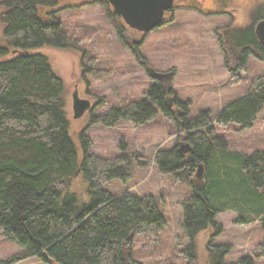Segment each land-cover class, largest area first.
Returning <instances> with one entry per match:
<instances>
[{
  "label": "trees",
  "instance_id": "16d2710c",
  "mask_svg": "<svg viewBox=\"0 0 264 264\" xmlns=\"http://www.w3.org/2000/svg\"><path fill=\"white\" fill-rule=\"evenodd\" d=\"M260 1L251 10L247 26L235 27L230 22L223 29V45L228 48L224 49L234 53L233 58L229 56L231 65L227 64L233 80L245 70L248 54L264 62V48L254 33L256 22L264 18V0ZM58 6V0L0 1L2 33L9 44L0 47V233L20 248L18 255L0 264L30 257L41 264H141L132 257L133 237L156 235L165 226L164 215L151 195L128 191L116 195L103 188L112 179L126 181V156L108 159L89 153L83 137L79 156L63 109L62 80L52 71L47 56L36 51L41 47L77 49L55 18ZM114 22L119 40L131 45L140 60V41L131 39L136 30L118 24L120 18ZM82 67V73H92L91 59ZM168 78V83L151 85L143 99L110 108L92 122L112 126L127 119L138 123L161 111L183 132L178 139L189 150L183 153L178 143L157 150L155 160L162 172L173 176L183 172L187 177L201 165L203 182H187L190 193L182 202L181 228L189 242L185 264H195L194 237L208 227L219 233L221 227L214 218L220 211H234L238 224L257 218L264 234V150L249 155L230 151L223 137L214 133L208 110L189 117V102L175 97L174 108L168 107L164 102L172 93ZM262 80L246 95L228 102L216 123L249 127L264 103ZM76 174L86 182L85 201L68 191ZM259 248L264 251V235ZM207 249L216 256L212 264H253L248 256L225 263L229 244L208 243Z\"/></svg>",
  "mask_w": 264,
  "mask_h": 264
},
{
  "label": "rangeland",
  "instance_id": "374dc122",
  "mask_svg": "<svg viewBox=\"0 0 264 264\" xmlns=\"http://www.w3.org/2000/svg\"><path fill=\"white\" fill-rule=\"evenodd\" d=\"M100 1L58 0L55 18L61 22L67 38L76 43L77 49L41 47L36 51L47 56L52 71L62 80L63 109L69 135L79 156L82 140L86 139L89 153L108 159L124 155L129 162L126 181L112 179L103 188L116 195L124 191L151 195L159 204L165 226L154 236L137 234L133 237V259L141 264H185L184 250L189 242L181 228L182 202L190 193L187 182L198 184L203 181L196 176L197 168L187 177L183 172L173 176L162 172L155 160L157 150L170 149L178 143L185 145L178 139L183 132H179L175 121L161 111L138 123L121 119L106 126L92 122V119L110 108L124 107L143 99L145 91L157 83L149 69L163 73L173 69L172 93L166 96H171L169 107L174 108L172 99L175 97L189 102V117L196 116L201 109L208 110L214 133L223 137L230 151L249 155L255 150H264V103L247 128L236 123H216V116L223 106L253 90L260 79L264 81L261 77L264 76V62L251 54L247 55L245 70L238 72L237 80H232L235 77L230 78L232 73L227 64L232 62H229V56L233 58L234 53L225 50L228 48L222 41L223 29L231 23L235 27L247 26L252 17L251 10L257 9L261 1L200 0L199 6L205 13L197 6L181 5L166 24L145 34L134 31L131 39L140 41L137 45L140 60L131 45H124L119 40L114 22L119 19L118 14H111L109 5ZM2 28L0 21V47L9 46ZM89 59L93 71L82 73V66ZM162 81L170 82L169 78ZM75 89L79 97L91 105L77 118L72 112ZM68 189L78 200H87L86 182L81 174L73 177ZM236 217L232 210L220 211L214 218L221 227L219 233H214L213 227L196 233L195 264H212L216 260L207 249L208 243L231 246L224 255L225 263L248 256L253 264H264V251L259 248L264 234L258 219L238 224L234 222ZM19 252L20 248L0 233V261ZM14 264L41 262L30 257Z\"/></svg>",
  "mask_w": 264,
  "mask_h": 264
},
{
  "label": "water",
  "instance_id": "95a60500",
  "mask_svg": "<svg viewBox=\"0 0 264 264\" xmlns=\"http://www.w3.org/2000/svg\"><path fill=\"white\" fill-rule=\"evenodd\" d=\"M121 17L126 26L139 32H148L152 28L164 22L165 12L172 8L173 0H106ZM255 36L262 48H264V19L259 20L254 26ZM152 77L159 78L162 74L151 71ZM90 102L78 96L75 89L72 93L73 117L81 116L90 109ZM187 148V147H186ZM183 149V146L181 147ZM201 170V165H198Z\"/></svg>",
  "mask_w": 264,
  "mask_h": 264
},
{
  "label": "flooded vegetation",
  "instance_id": "af4514ba",
  "mask_svg": "<svg viewBox=\"0 0 264 264\" xmlns=\"http://www.w3.org/2000/svg\"><path fill=\"white\" fill-rule=\"evenodd\" d=\"M186 4H188V5H192V6H197V7H199V10L201 11V12H203V13H205L204 12V10L202 9V7L201 6H199V4H200V0H173V6H172V8H170L168 11H166L165 12V16L163 17V19H164V22L162 23V25L163 24H166L167 22H169L170 20H172V17H173V11H174V8L175 7H177V6H179V5H186ZM108 5H109V3H108ZM155 28H157V27H155ZM154 29V28H153ZM173 70V69H172ZM170 71V72H165V73H163V72H161V76L159 77V78H157V77H152V78H154L157 82H159V81H162V80H165V79H167L168 78V76L170 75V74H175V72L174 71ZM155 85V84H154ZM167 95H169V94H167ZM169 97V96H168ZM167 100L169 101V103H166L167 102ZM173 100V99H172ZM164 102H165V104L169 107V106H171L170 105V98H166L165 97V99H164ZM173 102V101H172Z\"/></svg>",
  "mask_w": 264,
  "mask_h": 264
},
{
  "label": "bare ground",
  "instance_id": "6f19581e",
  "mask_svg": "<svg viewBox=\"0 0 264 264\" xmlns=\"http://www.w3.org/2000/svg\"><path fill=\"white\" fill-rule=\"evenodd\" d=\"M169 122V121H168Z\"/></svg>",
  "mask_w": 264,
  "mask_h": 264
}]
</instances>
